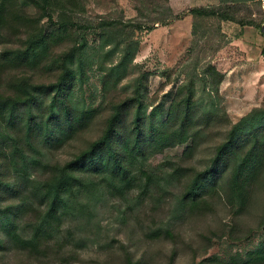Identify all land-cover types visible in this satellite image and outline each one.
I'll return each instance as SVG.
<instances>
[{
	"label": "trees",
	"instance_id": "trees-1",
	"mask_svg": "<svg viewBox=\"0 0 264 264\" xmlns=\"http://www.w3.org/2000/svg\"><path fill=\"white\" fill-rule=\"evenodd\" d=\"M129 1L136 15L125 21L122 12L109 11L113 0H0V264H71L73 248L82 244L69 225L91 203L94 208L98 201L125 200L135 192L136 200L144 204L148 198L157 209L174 200L170 214L178 231L172 226L144 234L172 244L168 264L175 263L180 227L188 219L227 210L231 233L240 232V219L264 180V106L235 123L215 111L224 75L211 64L175 88L164 119L148 102L153 73L139 70L116 93L139 50L138 34L178 19L169 0ZM259 1L217 0L215 6L191 9V35L198 36L197 21L209 19L219 29L221 23L237 24L241 31L252 27L262 34L264 55ZM89 6L105 13L90 15ZM89 35L98 41L90 51ZM93 69L100 74L102 98L96 107L75 95ZM90 131L97 136L69 159H48ZM214 135L220 139L199 168L190 161ZM180 146H185L180 158L166 162L162 174L145 169L153 157ZM255 225L263 233L261 243L227 259L206 257L219 239L208 225L196 246L183 243L193 253L190 264H264V208ZM123 256L126 264H151L160 254L134 249Z\"/></svg>",
	"mask_w": 264,
	"mask_h": 264
},
{
	"label": "rangeland",
	"instance_id": "rangeland-1",
	"mask_svg": "<svg viewBox=\"0 0 264 264\" xmlns=\"http://www.w3.org/2000/svg\"><path fill=\"white\" fill-rule=\"evenodd\" d=\"M264 10V0L259 1ZM217 0H169L175 16L178 19L168 26L154 25L150 32L138 34L139 50L135 60L129 66L127 77L115 91L122 93L121 86L129 84L137 76L139 70L153 73L149 79L148 102L158 110L164 119L175 88L186 76L201 73L207 65H213L224 75L220 86L219 97L214 99V109L219 114H226L230 122L235 123L252 109L264 106V55L261 48L263 37L259 30L245 27L240 30L237 24L221 23L220 29L214 19L197 21L198 36H192L194 19L188 11L194 8L215 6ZM109 11H120L124 20L133 19L136 15L129 0H113L108 4ZM90 15L103 14L101 8L93 10L88 7ZM254 13V12H253ZM257 18V15H252ZM264 27V25H263ZM205 32L204 38L201 34ZM88 51L98 44L93 35L86 38ZM100 74L97 70L88 73L87 81L76 87L75 95L80 103L96 107L102 101ZM130 91V88L127 89ZM114 92H111L113 94ZM150 108V109H151ZM93 131L83 134V141H74L70 146L59 150L48 157L58 162L69 159L75 148L84 146L86 142L96 137ZM211 139V138H210ZM220 136L214 135L200 150L191 163L203 168L210 156L212 147ZM185 146L176 147L157 155L148 161L146 170L162 174L167 167L166 162L180 158ZM253 197L249 213L240 219V232L231 233V211L219 210L215 215L203 219H188L180 229L182 237L176 242L178 255L174 264H190L193 253L185 248L184 242L193 246L198 244L197 235L209 229L217 232L218 238L213 241L206 257L218 256L227 259L230 256L245 255L262 241L263 233L256 231L255 224L264 208V180ZM137 194H129L125 200L104 199L98 201L89 212L77 218L74 223L67 224L74 233L80 247L73 248L71 264H126L124 251L134 249L148 250L151 254H160L151 264H168L167 255L172 244L167 241L152 242L145 239L144 234L157 228L174 227L178 230V222L171 218L170 209L174 200L169 198L167 205L157 209L156 204L146 199L144 204L136 198ZM248 228H254L247 232ZM176 234V233H175ZM81 241V243H80ZM201 250L197 252L200 260ZM13 264H28L13 261Z\"/></svg>",
	"mask_w": 264,
	"mask_h": 264
},
{
	"label": "built area",
	"instance_id": "built-area-1",
	"mask_svg": "<svg viewBox=\"0 0 264 264\" xmlns=\"http://www.w3.org/2000/svg\"><path fill=\"white\" fill-rule=\"evenodd\" d=\"M263 1V0H262Z\"/></svg>",
	"mask_w": 264,
	"mask_h": 264
}]
</instances>
